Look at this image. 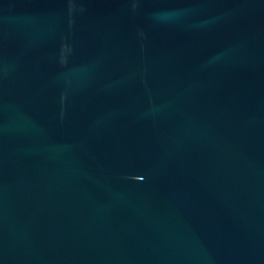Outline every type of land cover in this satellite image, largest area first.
Masks as SVG:
<instances>
[{
	"label": "water",
	"instance_id": "1",
	"mask_svg": "<svg viewBox=\"0 0 264 264\" xmlns=\"http://www.w3.org/2000/svg\"><path fill=\"white\" fill-rule=\"evenodd\" d=\"M0 264H264V0H0Z\"/></svg>",
	"mask_w": 264,
	"mask_h": 264
}]
</instances>
